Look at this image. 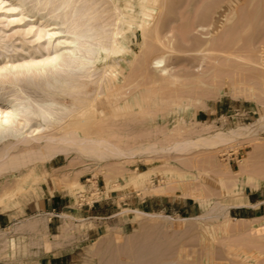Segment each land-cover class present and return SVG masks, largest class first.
Returning a JSON list of instances; mask_svg holds the SVG:
<instances>
[{
  "label": "rangeland",
  "instance_id": "rangeland-1",
  "mask_svg": "<svg viewBox=\"0 0 264 264\" xmlns=\"http://www.w3.org/2000/svg\"><path fill=\"white\" fill-rule=\"evenodd\" d=\"M227 1L167 0L164 10L157 7V14L163 10L162 42L171 40L183 51L171 57L157 47L152 57L166 56V67L179 81L165 89L134 75L127 79V95L136 93L139 104L104 107V125L95 119L87 125L122 149L152 147L154 152L129 161H97L72 152L0 173V198L11 195L0 204V264H264V232H255L264 224V211L263 217L252 218L237 208L250 193L264 194V55L259 54L264 50V0H232L236 7ZM7 8L0 10V37L13 48L8 53L0 49V69L40 56L38 45L44 41L37 29L26 33L28 18ZM219 11L235 15L212 28V14ZM216 38L227 39L231 45L224 42L221 48L232 50L226 52L232 56L216 52L221 49ZM200 39L219 49L196 53ZM140 42L133 41L134 50ZM151 75L161 79L155 71ZM218 133L227 138L219 146L163 154L176 143L214 139ZM37 145L19 146L11 154L27 155ZM140 172L147 176L133 186L130 178ZM153 195L168 197L151 200ZM52 196L69 208L53 211L47 201ZM89 208L101 216L78 215ZM210 212H217V219L200 217Z\"/></svg>",
  "mask_w": 264,
  "mask_h": 264
},
{
  "label": "bare ground",
  "instance_id": "bare-ground-1",
  "mask_svg": "<svg viewBox=\"0 0 264 264\" xmlns=\"http://www.w3.org/2000/svg\"><path fill=\"white\" fill-rule=\"evenodd\" d=\"M166 1H162V6L166 7ZM160 2L161 0H0V10L9 4L10 8H7L6 11L11 14L20 12L26 19H29L31 25L28 26L29 30L26 33L30 34L37 29L39 41L44 39L41 44L39 43L40 46L38 45L37 53H40V56L21 63L9 62V65L6 64L8 66L0 69L1 174L7 169L10 171L20 170L29 164L47 162L56 156L68 155L72 152L95 158L97 161H104L108 158H121L129 161L138 154L156 150L152 147L122 149L109 142L108 136H104L103 132L102 135L91 132L87 125L94 119L99 122L106 119L108 114L104 107H135L139 104L140 98L135 95L136 93L127 95V89L131 85L127 83L129 81L127 79L134 75L137 76L134 78L148 80V82L144 80V84L150 83V85L153 84V87L163 85L165 89L179 81L180 76L171 74L169 68L166 67V56H160V54L157 57H152V52L157 47H161L164 54H169L171 57L181 50L183 51V49H179V46L176 48L175 42L171 43V40H168L167 43L165 40L164 43L160 38V19L163 8H165L160 6ZM228 2L235 5L232 0H228L226 3ZM159 6L163 10L158 11L160 13L157 14L156 9ZM209 12L206 15L210 17ZM232 12H228V15H225L224 11L213 13V21L209 26L212 28L216 25L220 26L225 18L229 22L235 15ZM162 35L161 37H163ZM134 40L141 41L138 50H134L132 47ZM3 41L4 39L2 40L0 37V42L3 44H0V49L6 50L7 52L4 53H8V50L13 47L9 48ZM214 41L217 42L218 39L216 38ZM198 42L196 53L208 52L209 54V51L216 49L214 47L216 43L211 40L201 41L200 39ZM218 42V46L220 45L219 48H221V44L224 42ZM228 43L225 42L224 45L227 44L226 46L229 47L231 44ZM232 47L230 49H233ZM221 50L225 53H234L232 50L227 51L226 48H221L216 52L222 55ZM263 53L264 50L259 52L264 55ZM4 57L6 56L4 55ZM99 64L102 66L101 69L98 68ZM260 64L261 62L254 63V65ZM152 71L159 73L161 79L152 76ZM204 74V71L199 73L196 79L199 76L200 81V76ZM134 78L132 77L130 81ZM107 124L108 122L105 125ZM216 135L214 139L173 143V146L163 150V154L164 152L185 153L200 145V147L210 149L226 142V137L219 133ZM31 142H37L38 145L35 150L26 152L27 155L20 153V155L22 154L20 157H14L15 155L11 154L12 150H17L19 146L28 148ZM146 176L147 172H140L130 178V183L133 186L141 185ZM76 185L79 186V184ZM17 189L20 190L19 187ZM113 190L109 189V194H112ZM9 196L11 195L5 194L3 197L8 198ZM3 197L0 198V204L3 202ZM239 206L241 207V205ZM219 207H217L219 210L221 207L223 208V206ZM132 211L139 216L165 217L137 210ZM220 212L222 213V211ZM216 213L210 212V214L206 213L205 216L200 217L203 219L216 217L217 219ZM178 220L186 221L188 218ZM255 232L261 236L260 234L264 232V224L255 229Z\"/></svg>",
  "mask_w": 264,
  "mask_h": 264
},
{
  "label": "crops",
  "instance_id": "crops-1",
  "mask_svg": "<svg viewBox=\"0 0 264 264\" xmlns=\"http://www.w3.org/2000/svg\"><path fill=\"white\" fill-rule=\"evenodd\" d=\"M167 197L168 196L166 195H153L151 200H154L157 198H167ZM47 201L49 204H51L48 206H51L53 211H55L56 209L65 210L69 208V206L67 205V202H64L58 196H52L50 198H47ZM102 207L103 206H100V208ZM94 208L96 209V207ZM237 208H239L240 210H244L243 212L248 213L249 216L252 218L263 217V215L261 214V211H264V194L257 193V192L250 193V195L246 198L244 205H241V207L239 206ZM91 211H93V209L89 208L86 211L78 212V215H81L82 218H85V219L101 216V214L98 213L99 210L96 211L95 213L93 211V213L90 214Z\"/></svg>",
  "mask_w": 264,
  "mask_h": 264
}]
</instances>
